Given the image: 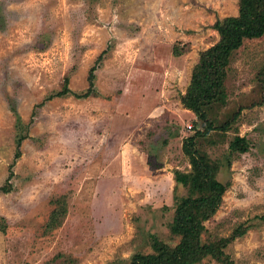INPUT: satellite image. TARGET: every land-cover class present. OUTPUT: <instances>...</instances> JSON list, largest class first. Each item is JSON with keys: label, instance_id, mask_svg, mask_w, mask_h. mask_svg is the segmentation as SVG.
<instances>
[{"label": "rangeland", "instance_id": "rangeland-1", "mask_svg": "<svg viewBox=\"0 0 264 264\" xmlns=\"http://www.w3.org/2000/svg\"><path fill=\"white\" fill-rule=\"evenodd\" d=\"M240 5L0 0V264H132L154 241L175 247V210L198 195L175 173L195 160L225 189L213 212L188 207L217 252L193 264H264V33L226 55L201 107L214 129L183 103ZM236 136L247 151L230 153Z\"/></svg>", "mask_w": 264, "mask_h": 264}, {"label": "trees", "instance_id": "trees-1", "mask_svg": "<svg viewBox=\"0 0 264 264\" xmlns=\"http://www.w3.org/2000/svg\"><path fill=\"white\" fill-rule=\"evenodd\" d=\"M264 0H241L240 11L237 17H229L223 23L218 21V29L222 34L223 41L215 45L210 51L202 56L203 75L209 78L196 76L191 81V87L188 95L184 97V105L197 112L201 119L206 120L204 132L214 129V125L205 116L201 107L205 101H210L215 93L222 92L219 90L223 86V77L221 69L226 63V55L231 49L238 47L243 38L260 37L264 33ZM197 73V72H196ZM213 73V74H212ZM213 89H216L214 93ZM264 101V95L261 102ZM240 109L232 116V120L239 115ZM228 123H224L219 129L225 130ZM196 133L199 134V131ZM190 143L193 139L190 137ZM247 142L242 137H234L230 143V153L245 152L248 149ZM195 160V159H194ZM193 161L198 170L195 173L184 174L175 173L177 182L183 185H189L190 191L197 192V197H185L177 206L175 222L173 229L175 233L181 235L180 241L175 247L153 243L157 253L136 254L132 264H193L198 262L203 254L217 255V252L210 245L200 242L199 234L201 232V221L193 212L188 211L192 206L193 210L208 208V212H213L217 208L220 196L225 189L222 182L214 178L215 167L208 164L198 165ZM199 167V168H198ZM3 189V187H0ZM205 196L204 194H207ZM246 228L237 231L234 236L242 234ZM218 248H220L218 246ZM221 253L222 250L218 249Z\"/></svg>", "mask_w": 264, "mask_h": 264}]
</instances>
